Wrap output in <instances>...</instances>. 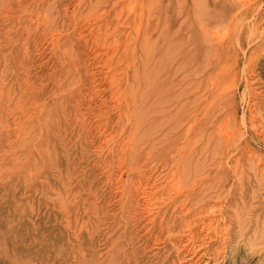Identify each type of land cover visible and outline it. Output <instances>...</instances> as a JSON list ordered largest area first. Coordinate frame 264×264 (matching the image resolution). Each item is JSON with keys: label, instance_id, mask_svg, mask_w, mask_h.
Listing matches in <instances>:
<instances>
[{"label": "rangeland", "instance_id": "rangeland-1", "mask_svg": "<svg viewBox=\"0 0 264 264\" xmlns=\"http://www.w3.org/2000/svg\"><path fill=\"white\" fill-rule=\"evenodd\" d=\"M0 264H264V0H0Z\"/></svg>", "mask_w": 264, "mask_h": 264}, {"label": "bare ground", "instance_id": "bare-ground-1", "mask_svg": "<svg viewBox=\"0 0 264 264\" xmlns=\"http://www.w3.org/2000/svg\"><path fill=\"white\" fill-rule=\"evenodd\" d=\"M213 1H215V0H213ZM231 1H232V0H231ZM176 70H177V69H176ZM177 73H178V71H177ZM162 80H163V79H162ZM176 96H177V95H176ZM176 96H175V97H176ZM167 110H168V109H167Z\"/></svg>", "mask_w": 264, "mask_h": 264}]
</instances>
